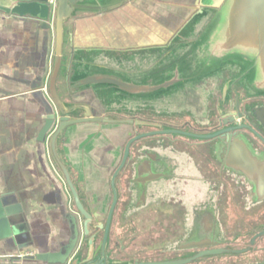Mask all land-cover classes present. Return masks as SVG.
<instances>
[{
	"label": "water",
	"instance_id": "obj_1",
	"mask_svg": "<svg viewBox=\"0 0 264 264\" xmlns=\"http://www.w3.org/2000/svg\"><path fill=\"white\" fill-rule=\"evenodd\" d=\"M0 1L9 3H1L0 11L35 17L42 21L44 28L52 27L54 50L51 72L46 90L44 93L40 91V95L46 119L54 124L48 141L50 161L66 186L72 208L66 215L70 229L66 243L56 251L24 255L23 258L36 259L40 264H183L215 252L206 249L190 258L154 261L131 262L115 257L113 249L123 242L116 234V247H110V223L117 194L105 222L99 223L103 218L98 214L99 202L90 198L85 181H78L79 172L65 158L60 141L66 134L74 135L81 127L94 124L129 125L138 130L137 126L143 123L139 119L116 117L117 113L131 116L133 99L167 94L174 88L196 83L224 68L235 69L236 75L223 83L222 104L228 89L236 83L245 89L250 98L264 94V0H197L192 15L179 25L171 41L164 45H152L144 55L134 54L129 61L131 66L150 61V67L142 71L119 67L117 64L121 59L116 57H98L92 50L73 47L71 33L66 37V23L80 12L100 13L118 8L129 0ZM197 23L198 27L194 29ZM66 39L71 47L69 54L65 52ZM112 60L117 64H113ZM255 112L258 114L256 109H250V114L255 115ZM250 114H243L249 120L247 124H241L233 117L221 129L211 133H195L149 123L158 129L137 132L128 140L113 178L120 172L125 173V177L140 184L141 199L144 198L146 186L153 180L147 171L148 167H154V152L142 140L154 135L209 139L229 133V137L234 135L229 145L248 147L251 140L246 133H242L246 130L264 143L260 137L261 133L264 134V118L255 116L257 123L250 118ZM129 164L131 176L127 175ZM131 191L129 186L124 190L125 206L131 201ZM21 212L20 205L3 204L0 199L1 239L15 240L22 223ZM100 236V247L97 248Z\"/></svg>",
	"mask_w": 264,
	"mask_h": 264
},
{
	"label": "crops",
	"instance_id": "obj_2",
	"mask_svg": "<svg viewBox=\"0 0 264 264\" xmlns=\"http://www.w3.org/2000/svg\"><path fill=\"white\" fill-rule=\"evenodd\" d=\"M196 5L197 0H129L100 13L80 12L66 23V37L71 33L73 47L92 50L98 57L120 55V63L113 64L128 68L131 55H144L152 45L171 41ZM53 46L52 27L44 28L40 19L0 11V199L20 205L23 224L22 239L0 238V264H38L23 256L56 251L70 234L66 215L72 210L71 198L49 158L54 124L46 119L40 95L51 72ZM70 51L66 39L65 52ZM136 133L134 126L94 124L60 141L65 158L79 172L78 181L84 180L90 198L99 202V223L105 222L117 194L110 223L112 248L116 234L125 246L130 236L141 237L150 202L167 191L163 183L149 182L141 199L140 184L122 172L113 178L126 143ZM127 186L132 191L125 206ZM129 218L140 225L135 233L125 229ZM117 249L112 254L119 258Z\"/></svg>",
	"mask_w": 264,
	"mask_h": 264
},
{
	"label": "flooded vegetation",
	"instance_id": "obj_3",
	"mask_svg": "<svg viewBox=\"0 0 264 264\" xmlns=\"http://www.w3.org/2000/svg\"><path fill=\"white\" fill-rule=\"evenodd\" d=\"M149 67L147 61L128 69L142 71ZM235 75V69L224 68L167 94L133 99L130 117L143 122L137 132L156 130L149 123L159 122L195 133H211L233 117L247 124L249 120L243 114H250V109L258 112L249 115L252 120L256 121L257 115L264 118V94L250 98L237 83L228 89L222 104L223 83ZM138 110L144 113L135 114ZM156 113L163 120L152 116ZM243 131L251 140L250 147L229 145L234 140L229 133L209 139L154 135L142 140L151 152L159 148L163 153L159 156L154 152V167H148L147 175L153 177L150 182L163 183L167 191L150 202L141 237L130 236L126 246L125 239L119 243V259H183L210 249L215 252L183 264L264 263V143ZM260 135L264 139V134ZM129 167L127 175L131 176V164ZM130 222L131 218L125 229L135 233L140 225ZM153 232L161 234L159 254L152 249L157 244Z\"/></svg>",
	"mask_w": 264,
	"mask_h": 264
},
{
	"label": "rangeland",
	"instance_id": "obj_4",
	"mask_svg": "<svg viewBox=\"0 0 264 264\" xmlns=\"http://www.w3.org/2000/svg\"><path fill=\"white\" fill-rule=\"evenodd\" d=\"M132 56V58L135 56L134 54L133 55H131ZM113 57H116L118 60L119 59H121V56L120 55H117V54H113ZM134 65H136V64H134ZM105 96H107V95H105ZM151 111H149V113H150ZM144 112L143 111H141V110H138L137 112H135V114H137V115H142ZM157 114V113H156ZM152 116H154L155 117V119H159L160 118V120H163V119H161V118H163V116L162 115H152ZM159 123V122H158ZM154 228H157V226L156 227H154ZM22 231H23V224H21V225H19V231L16 233V236H17V238H19V239H22L23 238V236H22ZM147 232V231H146ZM146 232H144L143 233V235H145L146 234ZM161 236V234H159V233H157V232H153V234H152V238H154L153 240L154 241H156L157 242V244L155 245L156 246V248H152V249H155L157 252L160 250V244H159V237ZM156 254H159V252L158 253H156ZM157 256H159V255H157ZM11 262H13V261H11ZM38 264H40V263H38Z\"/></svg>",
	"mask_w": 264,
	"mask_h": 264
},
{
	"label": "built area",
	"instance_id": "obj_5",
	"mask_svg": "<svg viewBox=\"0 0 264 264\" xmlns=\"http://www.w3.org/2000/svg\"><path fill=\"white\" fill-rule=\"evenodd\" d=\"M43 89H44V92H45V90H46V86H45ZM49 158H50V157H49ZM66 264H68V262H67Z\"/></svg>",
	"mask_w": 264,
	"mask_h": 264
}]
</instances>
